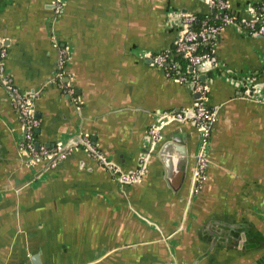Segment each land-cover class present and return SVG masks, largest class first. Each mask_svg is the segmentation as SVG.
I'll use <instances>...</instances> for the list:
<instances>
[{"label": "crops", "instance_id": "0c3cea01", "mask_svg": "<svg viewBox=\"0 0 264 264\" xmlns=\"http://www.w3.org/2000/svg\"><path fill=\"white\" fill-rule=\"evenodd\" d=\"M227 1L238 17L264 2ZM51 3L0 0L5 67L24 92L43 86L56 68ZM170 11L211 12L200 0H68L56 31L70 49L68 80L81 111L50 84L34 102L35 141L68 147L87 136L129 174L156 114L183 111L188 117L168 125L162 141L183 147L184 170L169 186L156 158L140 185L122 187L81 152L48 174L44 161L26 167L14 148L20 120L0 87V264H264V37L224 29L214 51L218 69L198 73L216 121L207 178L187 208L198 146L194 94L148 58L174 46L180 30L167 26Z\"/></svg>", "mask_w": 264, "mask_h": 264}, {"label": "built area", "instance_id": "2783aa9c", "mask_svg": "<svg viewBox=\"0 0 264 264\" xmlns=\"http://www.w3.org/2000/svg\"><path fill=\"white\" fill-rule=\"evenodd\" d=\"M200 1H203L211 12L200 17L191 13L168 12L167 26L171 29L177 27L180 30L174 46L171 49L148 55L152 67L160 69L170 81L186 85L191 93L197 96L192 108L193 122L198 131V146L191 188L186 202L187 208L197 196L201 184L206 180L211 130L216 121L215 112L208 107V88L199 80L198 73L204 68L218 69L214 51L218 36L224 29L233 27L249 37L264 36V2L258 5H247L245 17H238L231 11V5L227 0ZM67 2L68 0H52L51 3L50 42L57 50L56 68L52 79L40 88L24 92L13 85L5 67L7 48L4 40L0 39V87L8 95L13 110L20 120L19 155L25 156L30 165L36 161H47L48 168L54 169L69 155L81 151L103 167L120 186L135 185L140 182L145 173L148 157L146 154H143L137 170L125 174L96 149L87 136H82L78 144L68 147L61 143L50 147L36 145L35 129L39 122L35 118L34 102L40 98L44 89L50 84L57 87L62 94L67 95L76 110L81 111L80 98L75 94L68 80L70 49L62 44L56 31V24L63 15ZM196 24L198 26L194 27ZM185 119L183 111L158 112L154 125L147 131L151 149H154V145L159 142L160 130L164 126L171 122H182Z\"/></svg>", "mask_w": 264, "mask_h": 264}, {"label": "water", "instance_id": "95a60500", "mask_svg": "<svg viewBox=\"0 0 264 264\" xmlns=\"http://www.w3.org/2000/svg\"><path fill=\"white\" fill-rule=\"evenodd\" d=\"M255 37H264V36H254ZM169 80V79H167ZM196 95H194V100L196 99ZM74 107V106H73ZM74 109H76L74 107ZM77 111V110H76ZM191 114L193 115V109L190 111ZM78 114H80V111H77ZM186 117H188V114L186 113L185 114ZM155 123V118L152 120V123L150 125V127H152ZM172 123H181V122H171L169 124H167L166 126H164L161 130H160V140L157 144L154 145V149H151V146H150V143H148V145L146 146L145 149H143V153L146 154L147 157V160H146V167H145V173L144 175L142 176L140 182L137 183V185H140L145 177V175L148 173L149 171V165H150V162L153 160V159H159L161 161L164 162V165L166 167V181L169 185V183L171 182V176L174 175L175 173L177 174L178 172L180 173L181 171L184 170V166L187 164V160L189 159L186 155V151L183 149V147L179 146V142L176 141V140H173L172 142H165L163 143L162 141V132L163 130L170 124ZM192 125L194 126V128L196 129L197 131V128L194 124V122L192 123ZM149 127V128H150ZM148 128V129H149ZM147 129V131H148ZM147 131L145 133V135L147 136ZM198 133V131H197ZM70 145H74L75 143H69ZM76 145V144H75ZM38 146V145H37ZM14 148H15V152H16V155L17 157L23 161V163L26 165V167H29V168H32L33 165L29 164V161L28 159L25 157V156H21L19 155V152H18V140L16 142V146L14 145ZM78 152H81V151H78ZM77 153V152H75ZM82 153V152H81ZM74 154V153H73ZM84 154V153H83ZM172 154H176L177 158H178V161L176 164L172 163ZM196 154V153H195ZM209 154V153H208ZM87 156V155H85ZM88 157V156H87ZM89 158V157H88ZM194 159H195V162H196V155L194 156ZM207 160L209 161V157H207ZM45 162V166H47V161H44ZM63 162V161H62ZM44 166V167H45ZM195 167V166H194ZM194 167L192 169V172H191V179H190V183H191V180H192V174H193V170H194ZM50 170H53V169H50V168H47L45 171H44V174H48V172ZM37 175V174H36ZM38 177V175H37ZM29 181L27 182H24L22 184L21 187H27L29 185ZM170 186V185H169ZM188 198V197H187ZM185 202H187V199L185 198L184 200V204ZM186 205V204H185Z\"/></svg>", "mask_w": 264, "mask_h": 264}, {"label": "flooded vegetation", "instance_id": "af4514ba", "mask_svg": "<svg viewBox=\"0 0 264 264\" xmlns=\"http://www.w3.org/2000/svg\"><path fill=\"white\" fill-rule=\"evenodd\" d=\"M207 169H208V168H207ZM206 178H207V171H206ZM204 182H205V181H204ZM204 182H203V183H204ZM203 183H202L201 186H200V190H199L197 196L200 194V192H201V190H202ZM197 196H196V197H197ZM171 258L174 259L172 256H171ZM173 261H174V260H173ZM168 264H174V263L172 262V263H168Z\"/></svg>", "mask_w": 264, "mask_h": 264}, {"label": "trees", "instance_id": "16d2710c", "mask_svg": "<svg viewBox=\"0 0 264 264\" xmlns=\"http://www.w3.org/2000/svg\"><path fill=\"white\" fill-rule=\"evenodd\" d=\"M198 25L196 24V25H194V27H197ZM159 53V52H158Z\"/></svg>", "mask_w": 264, "mask_h": 264}]
</instances>
